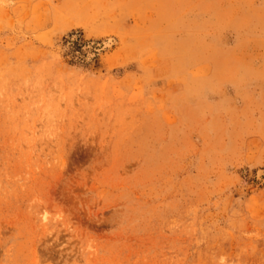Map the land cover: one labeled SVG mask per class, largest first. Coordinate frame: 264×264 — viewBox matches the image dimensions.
Wrapping results in <instances>:
<instances>
[{
  "label": "rangeland",
  "instance_id": "rangeland-1",
  "mask_svg": "<svg viewBox=\"0 0 264 264\" xmlns=\"http://www.w3.org/2000/svg\"><path fill=\"white\" fill-rule=\"evenodd\" d=\"M0 264H264V0H0Z\"/></svg>",
  "mask_w": 264,
  "mask_h": 264
}]
</instances>
